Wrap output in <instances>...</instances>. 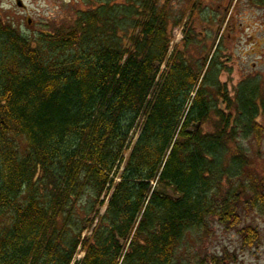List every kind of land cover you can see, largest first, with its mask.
Segmentation results:
<instances>
[{"label": "trees", "instance_id": "16d2710c", "mask_svg": "<svg viewBox=\"0 0 264 264\" xmlns=\"http://www.w3.org/2000/svg\"><path fill=\"white\" fill-rule=\"evenodd\" d=\"M85 1L56 32L0 13V264H226L180 254L211 218L257 246L263 80L172 50L173 0Z\"/></svg>", "mask_w": 264, "mask_h": 264}, {"label": "rangeland", "instance_id": "374dc122", "mask_svg": "<svg viewBox=\"0 0 264 264\" xmlns=\"http://www.w3.org/2000/svg\"><path fill=\"white\" fill-rule=\"evenodd\" d=\"M173 1L174 15L182 14L187 23L184 28L183 24L171 27L173 38L181 41L179 48L184 49L187 41H193L191 49L197 58L221 43L218 57L224 69L218 77L227 86L230 96L235 95L241 82L251 77L264 82V8L253 7L249 0ZM19 2L24 6H19ZM94 6L84 0H0V13L21 33L31 34L34 31L56 32L72 26L79 10ZM193 6L195 13L190 16ZM219 107L224 109L225 105L219 101ZM259 121L264 123V116ZM254 161L255 167L264 174V158ZM248 220L261 232V240L254 248L244 246L236 231L224 229L217 218H211L209 231L189 234V249L183 248L180 254L215 255L226 264H264V213H253ZM80 255L81 251L76 261Z\"/></svg>", "mask_w": 264, "mask_h": 264}, {"label": "water", "instance_id": "95a60500", "mask_svg": "<svg viewBox=\"0 0 264 264\" xmlns=\"http://www.w3.org/2000/svg\"><path fill=\"white\" fill-rule=\"evenodd\" d=\"M18 5L21 6V7L24 6L21 2H19ZM29 23H31V21H29Z\"/></svg>", "mask_w": 264, "mask_h": 264}, {"label": "bare ground", "instance_id": "6f19581e", "mask_svg": "<svg viewBox=\"0 0 264 264\" xmlns=\"http://www.w3.org/2000/svg\"><path fill=\"white\" fill-rule=\"evenodd\" d=\"M77 257V256H76Z\"/></svg>", "mask_w": 264, "mask_h": 264}]
</instances>
